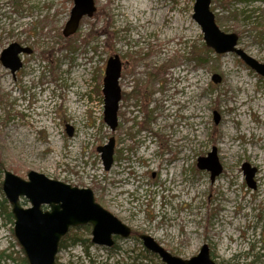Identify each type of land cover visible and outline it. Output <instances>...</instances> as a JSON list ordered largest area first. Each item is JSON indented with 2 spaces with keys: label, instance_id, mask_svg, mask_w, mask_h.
<instances>
[{
  "label": "rangeland",
  "instance_id": "rangeland-1",
  "mask_svg": "<svg viewBox=\"0 0 264 264\" xmlns=\"http://www.w3.org/2000/svg\"><path fill=\"white\" fill-rule=\"evenodd\" d=\"M134 1L94 0L93 16L64 37L73 0H0V53L11 43L32 50L14 75L0 62V264H28L2 191L4 170L89 188L131 229L112 250L93 244L89 228L72 229L56 264H164L139 234L182 259L207 244L216 264H264V171L247 154L264 156V76L236 53L206 46L194 0H144L141 8ZM210 9L264 64V0H211ZM115 54L124 96L111 130L102 86ZM110 137L105 170L97 148ZM213 148L221 171L211 178L197 161ZM244 163L255 169L253 186Z\"/></svg>",
  "mask_w": 264,
  "mask_h": 264
},
{
  "label": "water",
  "instance_id": "water-1",
  "mask_svg": "<svg viewBox=\"0 0 264 264\" xmlns=\"http://www.w3.org/2000/svg\"><path fill=\"white\" fill-rule=\"evenodd\" d=\"M211 0H194L192 18L200 26L206 46L215 53H236L244 63L264 76V64L249 56L243 49L237 47L236 33L222 31L215 22L210 10ZM96 11L94 0H73L68 19L64 23L62 35L68 37L74 34L83 17H91ZM29 47L11 43L0 54V61L12 74L21 67L19 55L30 54ZM122 62L118 55L107 59L103 77V120L111 130L117 126V111L121 100L119 78ZM213 82L220 81V76L214 74ZM218 118L215 117V122ZM66 132L71 135L72 128L66 125ZM114 138L110 137L107 144L99 146L102 163L108 170L113 162ZM197 167L208 169L211 178L219 174L221 165L213 148L208 157H200ZM243 172L246 183L253 186L255 169L244 163ZM2 191L11 204L14 217L13 232L22 247L28 264H56L55 257L59 243L70 227L84 224L91 225V242L105 247L114 244V237L127 238L131 229L116 216L99 205L91 189L79 188L59 180L51 179L43 173L30 170L23 179L9 170H4ZM25 198L30 206L23 207L19 199ZM46 207V208H44ZM143 247L157 255L164 264H216L212 259L209 247L203 244L198 253L191 258L182 259L172 255L158 242L147 234H139Z\"/></svg>",
  "mask_w": 264,
  "mask_h": 264
},
{
  "label": "bare ground",
  "instance_id": "bare-ground-1",
  "mask_svg": "<svg viewBox=\"0 0 264 264\" xmlns=\"http://www.w3.org/2000/svg\"><path fill=\"white\" fill-rule=\"evenodd\" d=\"M135 2H136V0L134 1V2H132L130 5H133V6H135ZM141 2H144V0H142ZM147 5H148V7H152V3L151 2H149V3H147ZM140 6V8H141V6L143 7V6H146V3L144 2L142 5H139ZM146 8V7H145ZM144 8V9H145ZM132 11H134L135 13H136V11H135V7H132ZM149 14H147L146 15V18H149ZM191 112L193 113V111L191 110ZM260 132H258V134H259ZM233 151H235V147H233ZM247 154L248 155H251L252 156V159L254 160V162L257 164V166H258V168H259V171L260 172H263L264 171V156L263 155H260L259 157H257L256 156V154L255 153H253L251 150H248L247 151Z\"/></svg>",
  "mask_w": 264,
  "mask_h": 264
},
{
  "label": "flooded vegetation",
  "instance_id": "flooded-vegetation-1",
  "mask_svg": "<svg viewBox=\"0 0 264 264\" xmlns=\"http://www.w3.org/2000/svg\"><path fill=\"white\" fill-rule=\"evenodd\" d=\"M9 45H10V44H9ZM9 45H8V46H9ZM19 45H20V44H19ZM21 46H22V45H21ZM1 52H2V51H1ZM31 52H32V51H31ZM0 54H1V53H0ZM24 54H25V53H21V54L19 55L20 60H21V56L24 55ZM0 62H1V61H0ZM1 64H2V63H1ZM21 67H22V60H21ZM21 67H20V68H21ZM20 68H19V69H20ZM6 69H8V68H6ZM19 69H18V70H19ZM8 70H9V69H8ZM18 70H17V71H18ZM9 71H10V70H9ZM17 71H15V73H16ZM10 72H11V71H10ZM15 73H14V74H15ZM11 74H12V73H11ZM14 74H12V75H14ZM122 96H124V95H122V92H121V98H122ZM125 96L128 97L129 94H126ZM79 227H83V228L88 227V228H90L91 225H90V224H84V225H81V226L70 227L69 230H68V232H70V230H72V229H77V228H79ZM67 234H68V233H67ZM115 241H116V240H115ZM114 244H115V242H114ZM109 248L112 250V249H115L116 246L113 245L112 247H109Z\"/></svg>",
  "mask_w": 264,
  "mask_h": 264
},
{
  "label": "trees",
  "instance_id": "trees-1",
  "mask_svg": "<svg viewBox=\"0 0 264 264\" xmlns=\"http://www.w3.org/2000/svg\"><path fill=\"white\" fill-rule=\"evenodd\" d=\"M86 229H88V227H86ZM88 230H89V229H88ZM67 235H68V234H67ZM63 239H65V238H63ZM63 239L61 240V244H60L61 246H62V241H63ZM147 252H148V251H147ZM138 257H139V255H136V256H135V260H138ZM140 258H142V257H140ZM144 258H145V257H144Z\"/></svg>",
  "mask_w": 264,
  "mask_h": 264
}]
</instances>
